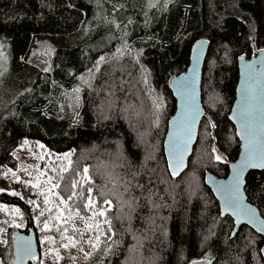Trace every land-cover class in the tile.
I'll return each instance as SVG.
<instances>
[{
    "label": "trees",
    "instance_id": "1",
    "mask_svg": "<svg viewBox=\"0 0 264 264\" xmlns=\"http://www.w3.org/2000/svg\"><path fill=\"white\" fill-rule=\"evenodd\" d=\"M199 39L210 42L207 116L187 171L175 178L164 151L176 110L169 81L188 69ZM41 42L54 48L49 70L30 60ZM261 49L264 0H0V169L17 168L25 140L68 155L60 196L85 217L106 210L103 241L86 264H264L263 237L247 226L232 236L234 221L222 218L205 182L207 172L226 178L239 156L229 119L238 59ZM246 181L264 217V171ZM88 197L95 208L84 207ZM0 203L20 208L25 231L34 227L22 199L0 192ZM18 232L9 229L0 247L4 264H14ZM73 249L61 248L65 264Z\"/></svg>",
    "mask_w": 264,
    "mask_h": 264
},
{
    "label": "water",
    "instance_id": "2",
    "mask_svg": "<svg viewBox=\"0 0 264 264\" xmlns=\"http://www.w3.org/2000/svg\"><path fill=\"white\" fill-rule=\"evenodd\" d=\"M209 47L210 42L207 39L197 40L192 48L188 69L173 76L169 81V88L176 100V110L168 124L164 151L169 173L175 178H180L187 171L198 142L202 120L207 116L203 105L202 84ZM238 68L237 97L229 119L236 128L240 153L237 160L229 164V174L226 178H219L207 172L205 182L219 202L222 218L233 219L235 226L232 236H235L241 227L247 226L264 240V231L260 230L264 229V217L259 208L248 201L245 191L248 175L252 171H264V167L255 166L259 153L264 150V49L258 50L250 58L239 57ZM246 155L251 157L247 161L250 166L242 168L246 163ZM177 168L179 170L174 175L173 172ZM233 196H236L243 206L251 209L249 215H241L234 207H228V201ZM29 243L36 258L24 253L23 249ZM14 254V264H31L39 259L40 243L34 227L19 231L15 235ZM261 254L264 259V242ZM192 264L211 263L201 260Z\"/></svg>",
    "mask_w": 264,
    "mask_h": 264
},
{
    "label": "rangeland",
    "instance_id": "3",
    "mask_svg": "<svg viewBox=\"0 0 264 264\" xmlns=\"http://www.w3.org/2000/svg\"><path fill=\"white\" fill-rule=\"evenodd\" d=\"M54 53L52 44L41 42L34 49L30 60L41 68L49 70ZM0 60H2L1 56ZM14 156L18 161L16 169L13 170L9 167L0 169V192L9 195L15 192L18 195L11 196L22 199L30 206L34 215V227L37 228L36 231L43 233L39 239L40 264H65V255L61 252V248L69 243L65 237H73L76 241L68 264H86L89 253L95 249L88 241L92 240L95 243V237L99 235L102 243L103 226L99 215L95 217H93V213L88 217L77 215V212L71 209L69 200L60 196L58 187H52V185H58L56 180L58 168L66 166L68 155L54 154L38 141L25 140L15 151ZM217 156L220 157V161H226L218 152H216ZM85 177L88 179L87 173ZM37 184L39 187H35ZM46 198L50 201L48 204H45ZM62 200L67 203V207L62 203ZM29 201H35V204L29 203ZM49 208L51 211H47ZM16 209H19V212ZM41 211L44 212L43 215H40ZM57 214H61L60 220L53 219ZM89 217L93 218L88 219ZM86 221L93 225L91 230H86ZM45 222L49 223L50 230H43ZM97 223L100 225V232L96 230ZM11 228L25 231L27 223L18 206L0 203V247L7 244V234ZM64 228L68 229L66 233L63 232ZM74 229L80 231H74ZM51 232H54V235H51ZM48 238L54 242H50ZM61 241L63 242L61 243ZM0 264H4L1 259Z\"/></svg>",
    "mask_w": 264,
    "mask_h": 264
},
{
    "label": "snow or ice",
    "instance_id": "4",
    "mask_svg": "<svg viewBox=\"0 0 264 264\" xmlns=\"http://www.w3.org/2000/svg\"><path fill=\"white\" fill-rule=\"evenodd\" d=\"M216 159L219 160L220 157L217 156ZM249 159H251V157L248 156V155H246V157H245V161H246V163H245L244 165H242V168L245 167V166H250V165H248V163H247V161H248ZM182 162H183V160H182V156H181L180 164H182ZM255 166L264 167V150H262V151L259 153L258 163H257ZM178 170H179L178 168H177L176 170H174L173 174L175 175L176 172H177ZM84 172L87 173V172H88V169L85 168V169H84ZM237 175L239 176V173H238ZM35 187H39V185L37 184V185H35ZM52 187H58V185H52ZM237 190H238V181H237ZM49 191H50V190H49ZM89 192H91V189H89ZM41 194L43 195V193H41ZM11 195H18V194L15 193V192H12ZM69 199H71V197H69ZM49 202H50V201L46 198V199H45V204H48ZM29 203H33V204H35V201H29ZM62 203H64V204H65V207H67V203H66V202H64V201L62 200ZM105 203L108 204V205H111L112 202H111L110 200H107V201H105ZM57 207H59V206H57ZM84 207H85V208H88V209H93V208H95V202L93 201V199H92L91 197H88V199H87V203L84 205ZM228 207H234L235 209H237V210L239 211V213H240L241 215H249V214L251 213V209H248L246 206H243V205L241 204L240 200H239L236 196H233V197L228 201ZM16 211L19 212V209H16ZM47 211H51V209L49 208V209H47ZM61 212H62V210H61ZM43 214H44V212L41 211L40 215H43ZM77 215H79V211H78V210H77ZM96 215H99V216H101V217H104V216L106 215V210H100V211H98V212H95V211H94V212H93V217H95ZM93 217H89L88 219H92ZM81 218L83 219V217H81ZM37 219H38V218H37ZM53 219H55V220H60V219H61V214H57ZM69 219H70V217H69ZM65 222H67V221H65ZM104 223L108 225L109 230H110V229H111V221L108 220V219H105V220H104ZM85 224H86V230H91V229L93 228V225L90 224V223H88L87 221L85 222ZM95 227H96V230H97L98 232L101 231L99 223H97V224L95 225ZM43 230H50V225H49L48 222H45V223H44V225H43ZM57 230L59 231V228H57ZM260 230H261V231H264V229H260ZM67 231H68L67 228H64V229H63V232L66 233ZM74 231H80V230H79V229H74ZM104 235H107V233H104ZM113 235H114V233H113ZM65 238H66V239L68 240V242H69L68 244H65V245H64L65 248H67V247H69V246H71V247H75V246H76V241L74 240L73 237H65ZM48 239H49L50 242H54V241H51V238H48ZM88 243L92 244V247H93V248H96L97 245H99V244L101 243L100 236L97 235V236L95 237V243H93L92 240H89ZM23 250H24V253H25L26 255L31 256L32 258H36V257H35V254H34V253L32 252V250H31V245H30V243H29L26 247H24ZM86 255H88V253H86Z\"/></svg>",
    "mask_w": 264,
    "mask_h": 264
}]
</instances>
